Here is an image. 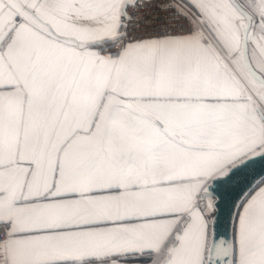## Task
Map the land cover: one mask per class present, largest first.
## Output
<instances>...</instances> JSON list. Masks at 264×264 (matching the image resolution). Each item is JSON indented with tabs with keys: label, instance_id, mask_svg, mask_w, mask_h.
<instances>
[{
	"label": "snow or ice",
	"instance_id": "6c2138e0",
	"mask_svg": "<svg viewBox=\"0 0 264 264\" xmlns=\"http://www.w3.org/2000/svg\"><path fill=\"white\" fill-rule=\"evenodd\" d=\"M0 264H264V0H0Z\"/></svg>",
	"mask_w": 264,
	"mask_h": 264
}]
</instances>
